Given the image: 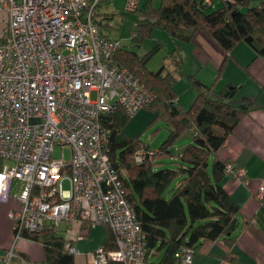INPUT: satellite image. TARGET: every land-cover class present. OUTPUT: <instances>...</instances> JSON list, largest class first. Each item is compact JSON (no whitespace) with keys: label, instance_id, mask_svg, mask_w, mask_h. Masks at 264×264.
Instances as JSON below:
<instances>
[{"label":"built area","instance_id":"1","mask_svg":"<svg viewBox=\"0 0 264 264\" xmlns=\"http://www.w3.org/2000/svg\"><path fill=\"white\" fill-rule=\"evenodd\" d=\"M103 1L0 0V202L16 200L8 211L15 239L76 222L80 231L63 241V249L75 253V240L90 226L105 224L114 247L97 246L91 263L142 264L145 236L108 156L104 120L119 109L135 115L154 93L114 60L120 43L94 20ZM138 6L139 0L124 2L127 11ZM153 153L151 147L139 149L134 159L141 162ZM224 173L245 177L230 161ZM13 181L20 182L19 189ZM263 191L261 185L256 197ZM192 252L181 247L175 256L188 262ZM13 257L24 263V255L11 246L0 264H11Z\"/></svg>","mask_w":264,"mask_h":264},{"label":"trees","instance_id":"2","mask_svg":"<svg viewBox=\"0 0 264 264\" xmlns=\"http://www.w3.org/2000/svg\"><path fill=\"white\" fill-rule=\"evenodd\" d=\"M210 5L205 0H157L156 5L150 1L144 10H135L139 18L129 45L120 43L113 52L114 60L153 91L154 99L146 108L157 110L167 131L155 148L138 135L121 132L130 119L121 109L104 120L109 130L108 156L145 236L147 253L142 264H174L181 247L194 251L204 242L236 236L239 208L223 187L227 161L217 157V149L248 112L252 100L237 98L235 85L216 88L215 83H205L193 73L189 81L194 98L184 107L177 100L172 72L164 66L155 70L147 67L158 46L142 53L135 48L159 27L173 39L175 47L169 55L175 68L182 63L174 52L176 46L191 40L198 29L225 53L240 40L257 54L264 53V5H253L249 0H222L219 7ZM104 19L110 16L103 13L99 17L97 13L94 20L100 27L108 26ZM187 133L190 141L181 150L174 149ZM147 147L155 150L153 155L137 162L135 152ZM30 237L43 244L46 262L73 264L72 253L63 249L64 239L54 228L45 227ZM106 264L124 263L109 260Z\"/></svg>","mask_w":264,"mask_h":264},{"label":"crops","instance_id":"3","mask_svg":"<svg viewBox=\"0 0 264 264\" xmlns=\"http://www.w3.org/2000/svg\"><path fill=\"white\" fill-rule=\"evenodd\" d=\"M150 1L153 0H148V4ZM249 3L264 5V0H249ZM210 4L211 7H219L222 0H211ZM174 52L181 56L183 65L181 63L180 67L175 68L172 63L168 66L165 64V70L172 72L175 82L181 78L186 80L185 85L189 82L190 86L189 77L194 73L205 83H215L216 88L226 84L235 85L237 98L247 97L252 100L248 112L217 149L219 159L233 162L245 170L244 179L228 175L222 178L223 187L239 208L238 226L233 232L236 236L233 240L219 237L204 242L194 249L190 261L182 262L177 258L174 264H264V191L261 199L256 197L259 187L264 186V53L257 54L255 49L243 40L236 42L231 50L225 53L201 29L195 32L191 40L179 42ZM186 59L189 60V67L183 69ZM187 97L183 102L178 98L177 100L185 107L192 102L194 92H190ZM146 116L150 117V111L140 109L132 116V126L135 127L130 128L133 131L127 130V122L121 132L137 136ZM176 144L177 142L173 147L176 150H181L184 146L176 147ZM3 162L0 159V165ZM19 186L20 182L15 181V190L19 189ZM16 205L13 197L6 202H0V255L9 247L15 246L24 255L23 264H50L45 261L44 246L41 242L30 236L15 239L8 211ZM79 231L80 227L76 222L69 228L60 223L58 228L54 229L55 234L62 239L74 238ZM74 244L77 252L72 253L73 264H92L93 251L97 246H104L106 249L114 247L112 230L105 224H94L86 235L75 240ZM20 263L15 257L11 259V264Z\"/></svg>","mask_w":264,"mask_h":264},{"label":"rangeland","instance_id":"4","mask_svg":"<svg viewBox=\"0 0 264 264\" xmlns=\"http://www.w3.org/2000/svg\"><path fill=\"white\" fill-rule=\"evenodd\" d=\"M124 2L125 0L103 1L97 6L96 10L100 15H103V13H107L110 16L109 20L104 19V22H106L108 26L105 25L101 27L102 30L106 32L109 35V37L118 40L119 43L123 45H129L130 37L133 32V28L136 26V23L138 21L139 14L136 11L125 10ZM156 3H157L156 1L154 0L152 1V5H156ZM147 5H148V0H139V9L141 11L144 10ZM156 46H158L157 49L147 61V67L154 70L161 66L165 67V64L166 66H168L171 63L169 53L170 50L174 47L173 39L169 37L168 34L163 29L159 27H155L153 28L151 35L144 38V40L141 43V46L135 47L138 52L142 53ZM187 61L189 60L186 59L183 69L189 67ZM186 64L187 66H185ZM171 65L174 66V64ZM180 79L179 80L177 79V81L175 82L176 84L175 89L177 91V98L180 99L181 102H183V100H185V97H187L188 94L193 90L189 86V82L187 85H185V83H187L186 80L183 79L180 80ZM95 96H96L95 92L92 91L91 99H94ZM181 102L179 103L181 104ZM188 105L189 104L185 105V107H187ZM144 109L147 112L150 111V117L148 118V116H146L142 121L144 122V124L147 123L146 122L147 120L150 121L146 125L142 124V127L140 125L138 136L139 138L144 140L145 143L156 148L160 145V143L164 140L166 136L167 131L166 128L164 127L165 126L164 121L162 117L157 115L158 112H155V110H151L148 108H144ZM133 119L134 117L131 116L130 119L128 120V123L126 125L128 131L129 130L133 131L132 128L130 127H135L132 126V123L134 121ZM188 141H190V134L187 133L184 134L178 140L176 147L184 145ZM139 149H145V148H139ZM59 154H60V147L56 145L54 148L53 155L55 157H58ZM64 156L66 160H68L70 157V150L67 146L64 148ZM63 186L67 187V183L64 182Z\"/></svg>","mask_w":264,"mask_h":264}]
</instances>
